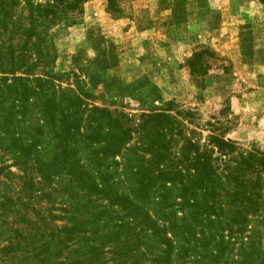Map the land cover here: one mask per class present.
Wrapping results in <instances>:
<instances>
[{
	"label": "trees",
	"instance_id": "obj_1",
	"mask_svg": "<svg viewBox=\"0 0 264 264\" xmlns=\"http://www.w3.org/2000/svg\"><path fill=\"white\" fill-rule=\"evenodd\" d=\"M84 1L0 0V264H264V152L54 71Z\"/></svg>",
	"mask_w": 264,
	"mask_h": 264
},
{
	"label": "rangeland",
	"instance_id": "obj_2",
	"mask_svg": "<svg viewBox=\"0 0 264 264\" xmlns=\"http://www.w3.org/2000/svg\"><path fill=\"white\" fill-rule=\"evenodd\" d=\"M51 36L54 71L96 104L136 117L174 102L201 147L213 132L264 152V1L85 0Z\"/></svg>",
	"mask_w": 264,
	"mask_h": 264
}]
</instances>
